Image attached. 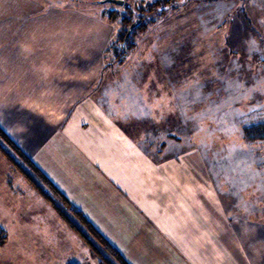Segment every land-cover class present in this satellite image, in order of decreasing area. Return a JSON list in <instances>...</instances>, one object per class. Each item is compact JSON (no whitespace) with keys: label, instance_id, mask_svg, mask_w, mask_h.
I'll list each match as a JSON object with an SVG mask.
<instances>
[{"label":"crops","instance_id":"crops-1","mask_svg":"<svg viewBox=\"0 0 264 264\" xmlns=\"http://www.w3.org/2000/svg\"><path fill=\"white\" fill-rule=\"evenodd\" d=\"M68 1L0 0L1 127L130 264H264V209L223 197L227 186L181 137L174 150L153 146L151 134L168 126L158 115L141 145L132 136L141 127L121 123L113 101L111 114L103 108L111 25L60 4ZM7 164L0 196L13 205L20 179Z\"/></svg>","mask_w":264,"mask_h":264},{"label":"rangeland","instance_id":"rangeland-1","mask_svg":"<svg viewBox=\"0 0 264 264\" xmlns=\"http://www.w3.org/2000/svg\"><path fill=\"white\" fill-rule=\"evenodd\" d=\"M174 3L176 7L134 38L136 44L124 51L122 63L111 50L121 17L112 23L107 12L125 5L101 0L60 4L110 23L112 35L101 55L104 67L97 88L109 114L113 101L121 123L132 131L141 127L131 134L137 143L145 144L150 135L141 132L143 126L158 115L168 126L151 134L153 146L162 142L174 150L170 144L184 139L186 148L202 153L199 158L212 179L227 186L223 197L239 198L242 210H263L264 141L248 139L244 127L264 122V0ZM9 163L19 176L20 193L15 192L13 205L0 196V228L5 231V237L0 236V264H97L84 239L0 148V164Z\"/></svg>","mask_w":264,"mask_h":264},{"label":"trees","instance_id":"trees-1","mask_svg":"<svg viewBox=\"0 0 264 264\" xmlns=\"http://www.w3.org/2000/svg\"><path fill=\"white\" fill-rule=\"evenodd\" d=\"M132 1V0H131ZM175 0H137L134 5L129 0H124L123 10L117 9L107 12L112 23L121 17L119 32L112 43L113 52H117L116 61L124 62L127 48H133L138 34L148 31L151 24L164 16L169 8L176 7ZM119 38V39H118ZM246 134L252 141H264V122L246 125ZM248 131V132H247ZM0 148L9 157L13 164L27 173L31 181L36 183L40 194L52 202L61 213L69 226L80 235L89 248L93 251L99 264H130L121 251L99 231L82 209L73 204L67 196L38 169L33 161L19 148L12 138L0 125ZM4 229L0 228V236L4 238ZM69 264H81L70 262Z\"/></svg>","mask_w":264,"mask_h":264},{"label":"water","instance_id":"water-1","mask_svg":"<svg viewBox=\"0 0 264 264\" xmlns=\"http://www.w3.org/2000/svg\"><path fill=\"white\" fill-rule=\"evenodd\" d=\"M101 2H116L118 4H124V0H101Z\"/></svg>","mask_w":264,"mask_h":264}]
</instances>
